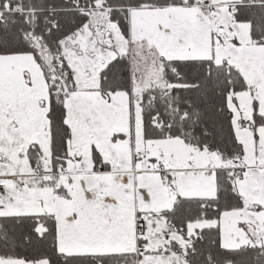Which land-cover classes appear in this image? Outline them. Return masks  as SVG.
I'll return each mask as SVG.
<instances>
[{"label": "snow or ice", "instance_id": "1", "mask_svg": "<svg viewBox=\"0 0 264 264\" xmlns=\"http://www.w3.org/2000/svg\"><path fill=\"white\" fill-rule=\"evenodd\" d=\"M0 264H264V0H0Z\"/></svg>", "mask_w": 264, "mask_h": 264}]
</instances>
